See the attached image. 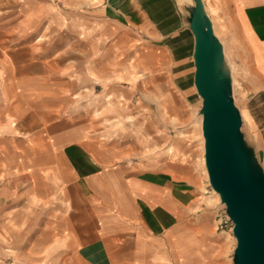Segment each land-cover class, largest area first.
Wrapping results in <instances>:
<instances>
[{
    "label": "rangeland",
    "instance_id": "rangeland-1",
    "mask_svg": "<svg viewBox=\"0 0 264 264\" xmlns=\"http://www.w3.org/2000/svg\"><path fill=\"white\" fill-rule=\"evenodd\" d=\"M208 1L205 3L214 19L213 32L230 71L232 97L241 117L240 130L264 173V131L262 138H256L248 129L247 119V99L259 89L253 74V47L249 45L254 42L249 37V44L243 41L240 27L216 24L217 9L213 10ZM172 3L185 23V7L192 1ZM95 5L93 0H0V208L15 212L0 213V227L8 233L2 236L0 264L35 259L37 251L34 253L30 247L35 234L45 226L53 227L58 219V213H41L42 205H28L34 204L33 196L37 199L51 194V201L56 200L58 186L45 181L49 170L44 168L46 149L57 144L59 135L72 130L89 135L87 141L99 144L101 150L121 152L115 155H122V162L141 163L154 180L168 186L175 184L171 185L174 189L184 182L197 187L201 198H195L192 208L184 205V213H179L184 217L180 226L188 225L198 232L210 227V233H218L226 243L223 256L234 264L233 223L208 182L204 164L201 98L193 83L195 68L177 75L180 81L171 83L158 80L159 75L151 70L143 74L145 78L136 88L124 84L117 94L96 86V74L91 72L94 58L99 56L103 65L108 62L104 67L109 66L115 73L116 67L127 68L131 59L113 57L107 47L115 43L114 39H96L98 29L102 27L105 32L106 27L97 22ZM244 30L247 35L245 27ZM119 42L129 52L131 43L127 37ZM147 56L154 60L157 54ZM125 78V82L132 81L129 75ZM117 108L128 112V122L117 123L123 129L115 137L107 134L113 120H106L102 109ZM259 117L263 122L258 128L264 125V111L256 115L255 121ZM66 138L76 141L71 136ZM79 167L73 172L81 173ZM206 195H213L215 200L212 202ZM58 203L52 202V209H58ZM29 209L31 213H19ZM160 233L166 231L160 229Z\"/></svg>",
    "mask_w": 264,
    "mask_h": 264
},
{
    "label": "crops",
    "instance_id": "crops-1",
    "mask_svg": "<svg viewBox=\"0 0 264 264\" xmlns=\"http://www.w3.org/2000/svg\"><path fill=\"white\" fill-rule=\"evenodd\" d=\"M93 2L97 22L106 27L105 32L102 27L98 29L96 39L106 42L114 39L115 43L107 47L113 57L131 59L127 68L116 67L115 73L109 66L104 67L108 62L103 65L99 56L94 58L91 72L96 74L93 78L96 86L117 94L124 84L136 88L145 78L143 74L151 70L159 75L158 80L171 83L180 81L177 75L193 69V35L172 0ZM208 3L213 10L217 9L216 24L240 27L243 41L249 44V37L254 42L249 45L253 47V74L259 89L247 99V119L248 129L256 138H262L264 125L259 128L257 125L263 121L255 118L264 111V0H209ZM122 37L131 43L129 52L119 42ZM148 53L157 56L151 60ZM126 75L132 81L125 82ZM102 112L106 120H113L107 134L121 135L123 125L117 123L128 122L125 118L128 112L119 108L102 109ZM63 135L58 136L57 144L47 147L44 167L50 170L45 173L47 185L59 188V193L54 194L58 209H52L51 203L56 200L51 201V194L37 199L28 195L34 201L28 206L42 205L41 213H58V219L53 227L45 226L41 233L35 234L34 243L30 244L34 253L37 251L35 259H21L19 264H230L229 258L223 256L227 252L226 243L218 233H210V227L198 232L188 225L180 226L184 217L179 213H184V205L192 208L197 202L195 198H201L197 187L184 182L174 189L171 185L175 184L168 186L154 180L141 163L120 161L122 155L119 158L116 155L121 152L101 150L99 144L87 141L89 135L82 131L72 130ZM69 136L76 141L66 140ZM76 167L82 172H73ZM205 197L215 200L213 195ZM0 213L15 212L0 208ZM19 213H31V210ZM160 229L166 233H160ZM7 234L0 227V246L4 243L2 236Z\"/></svg>",
    "mask_w": 264,
    "mask_h": 264
},
{
    "label": "water",
    "instance_id": "water-1",
    "mask_svg": "<svg viewBox=\"0 0 264 264\" xmlns=\"http://www.w3.org/2000/svg\"><path fill=\"white\" fill-rule=\"evenodd\" d=\"M184 21L194 44L193 83L201 98V131L208 182L232 225L234 264H264V173L240 130L230 71L202 0H191Z\"/></svg>",
    "mask_w": 264,
    "mask_h": 264
},
{
    "label": "built area",
    "instance_id": "built-area-1",
    "mask_svg": "<svg viewBox=\"0 0 264 264\" xmlns=\"http://www.w3.org/2000/svg\"><path fill=\"white\" fill-rule=\"evenodd\" d=\"M219 224H221V221H219Z\"/></svg>",
    "mask_w": 264,
    "mask_h": 264
}]
</instances>
